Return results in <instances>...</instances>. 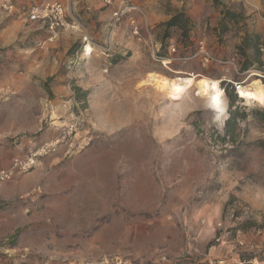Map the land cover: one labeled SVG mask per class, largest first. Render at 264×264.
<instances>
[{
    "label": "rangeland",
    "instance_id": "rangeland-1",
    "mask_svg": "<svg viewBox=\"0 0 264 264\" xmlns=\"http://www.w3.org/2000/svg\"><path fill=\"white\" fill-rule=\"evenodd\" d=\"M92 1L0 0V170L60 138L0 182V264H264V104L224 84L219 115L195 89L140 86H264V0H121L110 19ZM55 2L69 27L49 40L28 12ZM200 41L218 62L193 57Z\"/></svg>",
    "mask_w": 264,
    "mask_h": 264
},
{
    "label": "built area",
    "instance_id": "built-area-1",
    "mask_svg": "<svg viewBox=\"0 0 264 264\" xmlns=\"http://www.w3.org/2000/svg\"><path fill=\"white\" fill-rule=\"evenodd\" d=\"M110 3V0L106 1ZM127 7H124L123 10L117 11L113 14L114 19L110 26V31L113 32L115 29V24L119 18L123 15ZM28 19L30 21H41L46 24L47 31L49 33V40H53L60 28L69 27L66 21V11L65 8L60 3H47L41 4L39 6L32 7L28 12ZM133 24V22H132ZM133 33L137 35V28L134 27ZM86 39L84 38V41ZM196 52L193 57L199 56L203 62L207 63L208 61L215 62L216 60L210 56L209 52L205 48L203 42H198L196 46ZM170 53H175V48L171 46L169 48ZM189 59V58H186ZM167 64L171 63V59L165 60ZM218 62V61H216ZM220 63V62H219ZM222 64V62H221ZM225 64V63H224ZM228 64V63H227ZM218 87L221 89L222 96L225 95V85H230V89L233 91L234 95L241 102H245L241 97L240 92L247 87L244 81H233L230 78L222 77L221 79L216 80ZM60 143V138H54L50 141L44 142L38 148L27 154L26 156H17L11 160L10 165L0 170V182H5L13 179L16 175L26 174L40 165L42 158L48 154L54 152L57 146Z\"/></svg>",
    "mask_w": 264,
    "mask_h": 264
},
{
    "label": "bare ground",
    "instance_id": "bare-ground-1",
    "mask_svg": "<svg viewBox=\"0 0 264 264\" xmlns=\"http://www.w3.org/2000/svg\"><path fill=\"white\" fill-rule=\"evenodd\" d=\"M254 74L256 73H252L249 78L251 79ZM140 86L150 87L160 93H168L174 90L183 93L186 90L195 89L199 97L207 100L209 108L213 112L219 115L224 114L222 104L223 96L216 80H211L202 76L169 79L152 72L147 74L145 79L140 83ZM240 95L247 104H264V86L256 79L250 80L247 87L240 92Z\"/></svg>",
    "mask_w": 264,
    "mask_h": 264
},
{
    "label": "trees",
    "instance_id": "trees-1",
    "mask_svg": "<svg viewBox=\"0 0 264 264\" xmlns=\"http://www.w3.org/2000/svg\"><path fill=\"white\" fill-rule=\"evenodd\" d=\"M167 25L170 26V27H175V26L181 27L178 24V22H177L176 16H175V18L174 17L171 18V20L168 22ZM224 32H225V30H222V33H224ZM244 46H246V47H252V49H254L256 51H258V49L261 48L260 45H259V43L257 42V36L256 35L253 36L251 39L246 38L244 40ZM251 67H252L251 64L246 63L244 65V67H243V70H249V69H251ZM261 79H263V81H264V77H262ZM229 98H230V101L231 102H234L235 101V97L234 96H230ZM238 116H241V115L238 114V112H236V111L235 112H231L230 118L226 121V128H228L227 130H229V132L228 131L227 132L230 135H232L233 132H234V128L233 127L235 125V121H236V118ZM245 228H247L246 224H242V226L240 227L241 230H243Z\"/></svg>",
    "mask_w": 264,
    "mask_h": 264
},
{
    "label": "crops",
    "instance_id": "crops-1",
    "mask_svg": "<svg viewBox=\"0 0 264 264\" xmlns=\"http://www.w3.org/2000/svg\"><path fill=\"white\" fill-rule=\"evenodd\" d=\"M61 1L66 3L68 0H61ZM92 2H93L91 5L92 10H94L95 12H97L99 8L106 7L104 13L100 14V19H108V17L110 19L111 11L118 8V6L121 4V0L119 2L115 0L111 5H106L105 4L106 0H93ZM108 11L110 13H108Z\"/></svg>",
    "mask_w": 264,
    "mask_h": 264
}]
</instances>
